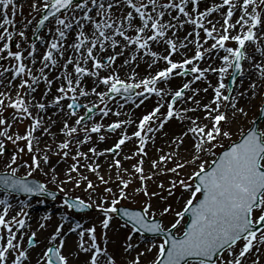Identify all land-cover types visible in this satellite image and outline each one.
<instances>
[{
  "label": "snow or ice",
  "instance_id": "6c2138e0",
  "mask_svg": "<svg viewBox=\"0 0 264 264\" xmlns=\"http://www.w3.org/2000/svg\"><path fill=\"white\" fill-rule=\"evenodd\" d=\"M189 2L194 6L192 11L196 12L195 17L187 10ZM238 4L241 15L235 23H232L231 19ZM121 5H126L130 10L121 17L114 19L112 10ZM224 5H227L228 9L224 14L223 24L218 29L216 27L218 22L214 23L208 20V17L212 13L219 11ZM31 7L34 11L44 12V15L39 20L40 26H43L50 17L54 18L55 33L58 34V38L53 35L49 50L43 56L44 65L40 69V77L33 75L32 69L23 62V52L11 50L10 42L13 40V32L9 31L7 26L14 25V20L10 16L14 17L16 15V0H0V18H2L0 29H3L0 32V42H3L2 47H0V53L7 52V56L16 61L12 69L14 78L22 74H27L31 78V83H29V80L24 79L19 87L23 89L27 86L34 91L33 84L39 83L41 78L46 83H51L48 77L44 75V68L54 67L57 64L54 52L60 57H64L66 49L62 42L67 40L68 30L73 29L75 24L76 38L70 47L78 56L67 57L63 65L66 73V87L62 85L59 88V92L62 95L58 96L55 102L58 104L66 97L71 99L72 103H69L67 107L73 110V115H76V109L80 107L86 108V114L79 116L76 120L77 126H80L86 118H89L88 114L92 113L93 109H98L104 116H107L112 109L108 107L105 98L112 100L115 99L116 95L122 93L131 96L134 89H140V91L134 93L137 97H143L146 93L149 95L155 94L161 99H164L165 96H170L166 113H161V109L165 105L157 103L153 109L139 119L137 130L132 134L139 141L136 151L138 156L141 154L147 155L145 147L150 137L145 135V132L152 133L157 128L163 129L168 121L179 117L180 112L176 110L178 101H184V103L192 101L194 103L195 107L182 109L184 113L195 112L202 107L205 113L203 119L209 121L208 124H204L200 122V117H187L190 125L182 135L188 137L189 133H191L193 136L190 157L185 158L183 162H176L172 168L163 169L165 172H172L179 176L178 170L201 161L203 153H210L216 157L210 165L206 161L199 163L187 179L170 180L167 188L168 196H171L177 187L183 188L188 193V198L182 210L175 212L177 219L171 224V227L165 228L162 221L155 219L156 212L153 210L151 200L152 197L161 196V194L149 192L146 182L151 180L156 173L152 172L149 175H145L144 160L141 158L137 164L133 165V169L136 174H139L138 178L141 181V187L137 188L136 191L140 192L142 189L144 196L148 198L142 210L131 211L128 208L120 209L117 207L121 200L129 198V193L126 189L132 183L131 179L120 177L118 196L113 193L112 187H106L104 192L109 195L103 196L96 203V208L104 216V219L100 222L102 228L108 229L113 218L112 214L121 212L131 222L132 231L137 233H163L165 238L162 242L158 245L153 243L151 248L148 249L149 251L153 248L157 249V255L152 264H192L193 260H198L199 264H218V260H213V258L222 257L224 252H228L231 257V259L226 261V264H245L247 255L253 249L258 250L257 246L264 245V129L254 124L250 129L242 130L239 139L233 141L221 154L217 155L213 149L217 146L221 137L231 139V132L226 130L222 123L227 122L228 118L225 113L221 112V107L230 106L236 112L247 115L244 108L237 107L238 101L234 97L225 94L227 88L223 79L228 74L229 69L234 68L236 72H242L241 61L250 58L246 54V42H257L259 39L258 29L264 25V0H242V2L240 0H236V2L234 0H222V4L214 3L204 11L198 10L199 0H179V3L176 0H166V2H162V0H43L42 8L38 7L35 2ZM93 10H95L94 16L92 15ZM177 10L186 20L181 21L179 16L171 15L173 11ZM78 11L82 12V16L79 18L76 15ZM165 16L169 18L166 20ZM95 17H100L101 19H96ZM137 19L138 23L136 22ZM173 21H176V23H173ZM85 22L92 25L93 30L90 33L85 31ZM28 23L31 24V21H28ZM185 23H191L202 29L207 38L214 41L210 49L207 50L208 53H211L212 50H223L226 53L221 57L222 65L219 68L201 69L197 64H194V60H202L206 55V52L201 50L203 44L200 42L199 32H196V37L193 41L197 46L193 57H185L182 61H175L172 58L173 55L179 53L180 48H186L187 45L184 43L178 45L174 39L168 36V33L172 31L173 36H175V30L182 28ZM205 23L211 25V27H206ZM237 25H239L238 33L231 35L230 30L236 29ZM129 33L132 34L130 35ZM17 34L19 37L25 38V31H19ZM117 37L122 38V40L117 39ZM229 40L234 41L237 46L235 48L226 46V42ZM161 41L166 43L168 46L166 52L170 51V54L161 55L153 50V44ZM118 45L122 49L135 46L134 54L130 58L133 62L143 53V55L151 57L149 68L160 60L165 61L167 66L142 78L138 82L136 81L137 73L135 71L129 77L132 83L121 79L117 72L101 77L100 70L111 68L115 63L116 57L122 53L114 52L113 55L105 58V62V59L94 55V51L104 52L109 46L115 50ZM16 47L19 48V45L17 44ZM31 49L32 51L28 53L29 56H33L35 52L34 44L31 45ZM257 50L259 51L260 49ZM3 58V56H0V59ZM89 61H91L90 67L88 66ZM32 63L35 64L34 59ZM129 63V60L124 61L125 65ZM68 65H73V72L67 71ZM189 65H192V67L188 68ZM255 67L259 70L261 77L264 78V65L257 64ZM7 70L5 69V71ZM209 70L218 72L220 79L217 86L214 87L212 101L201 105L199 101L195 100V96L199 94L200 89H192L191 84L204 78L205 72ZM187 72L198 73V75L195 76L193 81L184 82L174 92H168L164 88L157 86L160 83L169 82L173 76L183 75ZM2 74L0 73V75ZM85 76L97 77L99 83L107 86L105 92H96L95 88L91 90L92 94L99 98L100 104L104 105L103 108H99L97 104L89 106L77 103V95L81 97L89 95L88 91L81 88L82 78ZM251 88L255 90L256 84L253 83ZM188 90L193 91L192 96H187ZM204 91L206 92L207 89H204ZM69 93L72 95L69 96ZM2 96H4V93H0V97ZM186 96L187 99H185ZM8 99V105H5L4 99H0V110L5 107H12L21 116L32 117V112L24 96L19 92L15 100H12L11 97ZM225 102H228L227 105H225ZM141 103H143V100H141ZM36 107L43 110L45 105L39 103ZM260 111L264 112V108H261ZM114 114L119 116L121 113L116 111ZM161 116L163 117L162 119L160 118ZM127 123H131V121L113 122L107 126V131L115 132ZM5 124H7V127L4 130H0V137H4L13 143L21 140L26 141L27 151L33 153L31 162H24V166L29 169L28 176L41 169L42 164L47 165L49 163V156L46 153L41 155V150L35 143L36 137L34 133L42 124L39 117H33V123L24 135L19 133L9 135L11 124H8L2 118V111H0V125ZM103 127L100 123L94 124L91 128L84 125L85 137L80 143H86L91 139L89 133H100ZM62 131L69 139L57 146L59 149L57 154L66 158L69 155L67 150L70 149L72 144L71 138L78 132V127L69 126L65 122ZM131 138L124 132L112 148L105 149L99 155L113 153L118 156L119 152L117 150L121 149V146ZM99 139L103 141L105 136L100 135ZM178 143L183 145L184 140L181 139ZM4 150V143L0 141V156L4 154ZM24 151L25 148H19L18 153L10 158L11 162L7 165L10 172L0 174V188H3L6 192H38L51 195L52 193L48 192L45 184L17 177L18 168L12 165L17 163L19 153ZM47 151H51V149L49 148ZM89 152L93 156L97 155V150L94 147L90 148ZM81 157L85 160L89 159L87 153L77 151L76 155L72 157L76 163H73L65 173L66 179L60 181V191L65 190L62 187L63 184L71 182H74L76 187L86 182V190L95 191L96 185L83 173H79V178L72 176L73 172H79V159ZM126 158L131 159L132 157ZM169 160H175V157L172 154L161 155L159 160L152 161V168L157 169L161 164ZM84 167H87L91 172L98 173L100 166L88 163ZM110 167L120 169L122 167L121 161L114 159ZM52 171L55 173L54 168ZM56 179L57 176L53 175V182ZM98 179L101 183H108L103 175L98 174ZM158 187L161 189L165 188L162 182ZM168 196H161V198L166 200ZM91 199L90 195L89 202H85L81 197H76L73 200L65 199L63 203L68 208L88 209L93 206ZM0 206H2V210H0V264H8L9 256L13 252L16 255L12 258L11 264H25V261L29 259V252L22 247L14 229L19 230L25 227L26 220L21 217H26L27 213L21 210L17 215L9 218V211L12 205L7 199H0ZM171 211L172 207L168 205L163 208L160 215L164 216ZM186 213L190 216V222L185 220ZM182 221H184L185 227L182 230V234L177 235L173 230L177 229ZM63 226L61 224L56 228L55 234L51 236V241H56L57 237L61 236ZM40 227L43 228L44 225L41 224ZM80 228H82V225L77 223L75 228L70 230L76 231V229ZM96 232L94 225L79 231L78 247L86 253H91L90 264H100L101 256L107 257V264H116V261L108 255L106 249H102L97 244ZM86 233L88 240H85ZM35 238L36 232H32L27 243L29 245L33 244ZM127 239L131 241L132 236L129 235ZM63 247V240H60L56 246L48 247L44 253V264H68L67 257L62 253ZM133 248L134 245L131 243L126 246V250ZM132 264H140V255L134 258ZM253 264H259V261H255Z\"/></svg>",
  "mask_w": 264,
  "mask_h": 264
},
{
  "label": "rangeland",
  "instance_id": "374dc122",
  "mask_svg": "<svg viewBox=\"0 0 264 264\" xmlns=\"http://www.w3.org/2000/svg\"><path fill=\"white\" fill-rule=\"evenodd\" d=\"M37 3L38 7L42 8L43 0H32V1H26V0H16L17 3V11L16 15L14 17L10 16L11 19L14 20V25H9L7 26L9 31L13 32V40L10 42L11 50L13 51H21L23 52L24 55V63L32 69L33 75L40 77V69L43 67L44 62H43V56L46 54L48 51L47 48L40 49V47H35V52L33 56H29L28 53L32 51L31 49V40H32V35L33 31L36 27V24L38 23L40 19V14L41 11H34L31 7L33 3ZM162 2H166V0H162ZM242 2V0H240ZM179 3V0H178ZM222 4V0H221ZM189 5H191V2H189ZM188 6V5H187ZM191 7V6H189ZM187 7V8H189ZM128 9V8H127ZM222 9L227 12L228 6L224 5ZM240 10L239 4L237 5V10ZM128 9L127 11H129ZM113 18H118L121 17L123 14H121L119 11L115 12L113 11ZM77 17L79 18L82 16V12H77L76 13ZM92 15H95V10H93ZM96 19H101L100 17H95ZM28 21H31V24L28 23ZM223 24L224 21V15L220 17L219 22ZM235 21V18L232 17L231 22ZM137 23L139 22L138 19L136 21ZM0 23H2V18H0ZM189 24V23H187ZM221 24V25H222ZM75 27V32L73 30H68V34H72V40L73 42L75 41L76 38V25H73ZM55 22L54 20L51 21V23L47 26L45 33L42 35V38L47 37L46 42H51L53 35H56L58 38V34L55 33ZM192 31L187 30L185 33V36L183 39L185 40V37L189 38L190 35L189 33H194L193 39H191L189 44V48L186 51V56L185 57H193L195 55L196 51V44L193 43L196 37V32H199L200 34V42L203 44V48L201 49L202 51L206 52V55L204 59L195 61L194 64H202L205 63L211 56H214L213 53H222L224 52L223 50H212L211 53H208L207 50L210 49V46L212 43H214L213 40L208 39L205 32L193 25ZM264 28V25L260 26L258 31L260 29ZM51 30V31H50ZM3 29H0V32H2ZM19 31H25V38L19 37L17 34ZM92 30L88 31L90 33ZM239 31V27L236 29L230 30L231 35H236ZM234 32V34H232ZM177 34H175L176 36ZM259 35H262L259 37ZM264 33H258V41L257 42H246V54L249 59H245L242 63V72L239 76V79L236 81L235 84V89L231 93V95L228 93V89L226 90L225 94L229 95L231 97H234L236 101H238V94H237V88L240 85L239 83L241 82L242 76L246 72V65L249 63L251 59H256L257 55H255V50L259 49L260 47L264 48ZM169 37H174L172 34V31L168 33ZM41 38V39H42ZM205 41H207L205 43ZM2 43L0 42V47H2ZM14 46L12 47V45ZM63 43V42H62ZM19 45V48L16 47V45ZM208 44V45H207ZM226 46L233 47L235 48L237 45L234 41L229 40L226 42ZM66 49V53L64 54V57H60L57 53L54 52V56L57 59V64L52 67L49 66L47 68H44V75L48 77V80L51 82L46 83L43 78L40 79L39 83L33 84V89H29L27 86L25 88L21 89L19 85L21 84L22 80L27 79L29 80V83H31V78L27 74H22L19 77L14 78V72L12 71L13 66L16 64V61L10 57L7 56V52L0 53V56H3V59H0V73H3L0 75V93H4V96L0 97V99H4L5 105L9 104V97H11L12 100L16 99L17 93L19 92L22 96H24V99L28 96L33 95L32 102L34 104L29 106L30 111L32 112V117H25L21 116L19 113H17L16 109H13L12 107H5L2 110V118H4L8 124H11V128L9 130V135H14L16 133H19L20 135H24L26 131L29 129L31 124L33 123V117H39L42 121L41 128L37 129L36 132H39L37 138L42 142V145L38 147L41 150V155L47 154L49 156V163L47 165L42 164L41 169L36 170L35 172L32 173L31 177H34L44 183L47 182L48 188L59 191L62 194L69 195L71 197H81L82 199L85 200V202H89V196L91 195V202L93 204L92 206V213L83 215L82 217H74L75 220H77L76 223H73L72 221H63L65 220L63 218V215L66 214V210L60 205L59 203L57 206H59V211L55 213L54 215H51L50 212H53L56 210L58 207L54 209H43L41 211H38V213H35V208L39 206L40 203H30L26 204V200L23 198L21 199H15L12 196L9 195H1L0 199H7L8 202L12 205L10 211H9V218L12 216L17 215L21 210L24 212L28 213L26 218V225L23 229H14L17 233L18 239H20L21 245L24 249L28 250L29 256L32 257L31 261L26 262V264H44L45 257L44 253L46 252L47 248L50 246H56L58 245L60 240L66 241L67 238H64L63 236H66L70 232H73L70 237L72 238L70 247L68 251L62 252L68 259V264H90V255L91 253H86L83 250H81L78 247L79 244V237L78 233L79 231H82L84 229H87L91 226L96 227V235H97V244L102 247V249H106L107 253L109 256H111L115 261L116 264H132V261L137 255H140V264H150L154 259L155 256L157 255V249L153 248L151 251L148 249L151 248L152 244H159L161 241L160 240H155V241H149L146 242L142 239V237H139L138 235L134 234V231L132 229H129L131 231V236L132 240L129 241L127 237L130 235L129 231L127 229H123L124 224L121 223L115 215H112L113 218L111 220L110 227L106 230L102 228L101 221L104 219V216L101 211H99L96 208V203L99 202L103 196L109 195L104 192V189L106 187H112L113 193L118 196L119 193V187H120V177H123L124 179H131L132 183L129 185L128 189L126 191L129 193V198L125 200H121L119 205H123L128 208H140L142 209L145 201L148 199L147 197L144 196L143 190L141 189L140 192H137V188L141 187V181L139 180L138 176L139 174H136L133 169V165L137 164L138 160L141 158L144 160V174L149 175L152 172H155L156 175L153 176L151 180H148L147 186L149 192H157L160 193L161 196H168L167 193V188L169 186V182L172 179H187L191 173L197 168L198 164L201 162H207L209 165L212 160L215 158L214 155L210 153H203L202 154V160L197 161L196 164L194 165H188L184 169L178 170L180 175L177 176L175 173L172 172H165L163 169L165 168H172L176 162H183L185 158L190 157V151H191V145L193 142V136L191 133H189L188 137H184L182 134L187 130V128L190 125L189 120L187 119L188 116L192 117H200L201 118V123L208 124L209 121L206 119H203L205 113L202 109H198L195 112H187L184 113L182 110H180L179 106L183 103L184 108H192L195 107L194 103L192 101H189L188 103H184V101H178L176 104V110L180 112L179 117L174 118L170 121H168L163 129L167 130V140L170 142H177L174 145L171 144V147H168L170 145L167 142H162L161 139H155L152 140L153 138H150L148 140V143L146 144L145 151L147 155H136V151L139 146V141L136 137H132L130 139V144L131 146H128L127 143L121 146V149L117 150L119 152V155H114L113 153H105L104 155H96L95 157L92 155L93 158H89L87 163L81 164L79 163V172H73L72 176L79 178V173H83L85 176L90 179L94 185H96L95 191L91 190H86V182L81 183L79 187L75 186L74 182L71 183H66L63 184L62 187L65 189L64 191H60V181H63L66 179L65 173L67 170L70 168V166L73 163H76V161L73 160V153H76V150L78 145H75L71 147L69 150V155L68 157L64 158L62 155H58L57 152L59 151L58 145L54 144L52 139L48 137L47 135H44V130H45V125L44 123H47L46 128L48 130L56 131L54 137L59 138L62 137L59 134L58 129L60 126L64 123L65 118H62V116H59V123L58 122H53L50 121L49 118L43 117L46 112H51L54 109V106L57 105L55 100L47 101V102H42L44 97H52L56 96H61L62 94L59 92V88L63 85L66 87V80H65V69L63 68V65L66 62V59L68 56H78L77 53H74L71 47L64 46ZM132 47V49H131ZM166 43H164L161 46V52L159 54L163 53H168L166 52L167 49ZM131 52L129 55H125V52H123V49L119 45L115 48V50L112 49V47H107V50L105 51L107 54L102 55L100 51H94V55L98 56L101 59H105L109 55H113L114 52L122 53L121 55H118L115 60V66L119 65V69L116 72L119 74L120 78L125 80L128 83H132V81L129 79V75L133 71L137 73L136 76V81L138 82L142 78L155 73L156 71L163 69L167 66L166 62L164 61V64L153 65V67L149 68L148 65L151 62V57L150 56H145L143 53L140 54L137 58V62L134 63V66L131 69H128L127 71L124 70V67L121 68V65L118 63V61H121V63L124 60H129L131 56L134 54V48L135 46H130L128 47ZM41 50L37 56L36 52L38 50ZM191 50V51H189ZM170 54V52L168 53ZM254 56V57H253ZM122 58V59H121ZM173 58V57H172ZM33 59L35 60V64L32 63ZM174 59V58H173ZM184 59V58H183ZM175 60V59H174ZM38 61V62H37ZM178 61V60H175ZM106 62V59H105ZM37 63V64H36ZM145 63V64H144ZM124 64V62H123ZM211 65L213 66H218V68L222 65V61L220 63H213L211 62L208 67ZM264 65V64H262ZM35 66V68H33ZM89 67L91 66V61H89ZM144 66V68H143ZM192 67V65H189L188 68ZM5 69H8L5 71ZM231 70L229 69L228 74L224 76L223 82L226 85L227 88V82L228 79L231 75ZM68 72H73V65H68L67 68ZM113 71L111 68H104L100 70V76H107L111 74ZM198 75V73L193 74L191 72H187L183 75H178L174 76L175 79H172L168 82L167 89H165L168 92H174L175 90H178L179 87L183 85L184 82H191L195 79V76ZM213 75H218V79L215 81L216 85L219 82L220 76L219 73H214ZM90 79L91 76L87 77L86 79ZM88 83L86 84L90 96H84L87 98L86 101L84 100V97H81L77 95V103L80 105H89L91 106L92 104H97L99 105V108H103L104 105L100 104L99 98L96 95H93L91 90L92 87L95 88L96 90H99L100 92H105L107 90V86H105L102 83H99V80H96L94 82L93 80H89ZM92 81V83H91ZM197 80L194 83L191 84L192 89H199V84ZM94 83V84H93ZM53 84H55L53 86ZM256 89L251 91L249 90V94H246L242 96V99L247 103L244 107H241L240 104L237 107L239 108H244L245 112L247 115H242L239 112H236L235 109L231 108L230 106H222L221 107V112L225 113L227 115V122H222L223 126L226 130H229L231 132V139L228 138H223L221 137L217 143V146L213 149L215 153H217L219 150L225 148L228 144H230L232 141H235L241 134L242 130H247L251 123L256 119L258 109L260 106L261 99L264 95V78L259 77V82H256ZM159 87V84L157 85ZM81 88H84L83 84L81 85ZM140 91V89H136V92ZM190 95H193V91H189ZM199 94H202V98L200 100H203V104L206 102V99L208 100V103H210L214 97V88L211 90V93H207L204 91L199 92ZM196 95L195 98H197L200 95ZM72 94L69 93V96ZM170 96H165L164 99L167 100L166 103H164V107L161 109L162 113H166L167 109V103L170 102ZM160 97L156 96L155 94H145L143 97H136L133 100H120L119 98L109 100L108 98H105V102L108 104L109 108H114L117 105H119L124 112L132 114L130 118H132V121L134 122L135 128L134 132L137 130V125L139 122V119L142 118V113H147L151 109H153L157 103H160L158 101ZM155 99V100H154ZM157 99V100H156ZM187 99V97H185ZM141 100H143V103H141ZM43 103L45 105V108L43 110L39 109L36 107L37 104ZM69 103H72L71 99L65 98L61 100L58 105H61L63 108V111L66 112L67 118L66 122L68 125H73L78 127V133L79 134H74L79 135L75 140H83L85 137V132H84V125H86L88 128H91L94 124L100 123L104 127L102 128L100 133H89L91 136V139L88 140L85 144V146H89L90 148H103L109 149L112 148L116 142H118L119 138L121 135L126 132L128 133L129 128L127 124H124L121 129H117L115 132L112 133H107L106 129L107 126L110 125L113 122L116 121H122L120 116H112V112H109L107 116H104L102 112H100L98 109H96L95 115L89 119L88 123H83L80 126L76 125V120L79 118L81 115H85L86 108L80 107L76 111V115L72 114L73 110L68 109L67 105ZM228 102H225V105H227ZM178 107V108H177ZM215 107V105H213ZM163 110V111H162ZM145 111V112H143ZM230 111V112H229ZM55 114V113H54ZM114 114V112H113ZM161 119L163 118L162 116L160 117ZM45 120V122L43 121ZM7 127V124L5 125H0V130H4ZM155 127V125H154ZM259 127L261 129H264V121L259 123ZM157 130H160L157 128ZM35 132V133H36ZM145 135L148 136V134L145 132ZM100 135H104L105 139L101 141L99 139ZM69 139L66 135L64 138H62V141H65ZM177 139V140H176ZM183 139L184 144L180 145L178 143L179 140ZM0 141H3L4 143V148H8L9 152L4 153L2 156H0V172L3 171H8L10 172V169L7 168V165L11 162L10 158L13 155H16L18 153L19 148H25V151L23 153H19L18 158H17V163L15 165H12L13 167H17L18 171L16 175L18 176H28L27 173L29 169L24 166V162H31V156L33 153H29L26 149V141H17L16 143H13L10 140H7L4 137H0ZM127 142V141H126ZM51 149V151H47L48 149ZM102 149V152L104 151ZM167 154H172L175 157V160H169L166 163L161 164L157 169L152 168V161L154 160H159V157L161 155H167ZM88 156V157H89ZM132 157L131 159H127L126 157ZM99 157V158H98ZM114 159H119L121 161L122 167L120 169H116L115 167H110V165L113 164ZM85 160V159H84ZM98 164L99 170L98 173L91 172L87 167H84L85 164ZM55 169V173H53L52 169ZM127 169V171H125ZM47 173V174H45ZM98 174L103 175L105 180L108 181L107 184L101 183L100 180L98 179ZM53 175L57 176V179L55 182H53L52 177ZM163 183L165 188L161 189L158 187L160 183ZM193 182V181H190ZM161 196H156L152 197V204H153V210L156 212L155 218H159L165 228L171 227V224L175 222L177 219L175 212L182 210L186 199L188 198V193L180 187H177L171 196H168V198L162 199ZM38 202V201H36ZM26 204V205H25ZM171 205L172 211L168 214H165L164 216H161L160 213L162 212L163 208ZM0 210H2V206H0ZM33 210V211H32ZM37 212V211H36ZM40 217V218H37ZM47 217V219H45ZM41 219V220H39ZM33 220L32 223L30 221ZM30 223V224H28ZM79 223L82 225V228L76 229V231H71V228H75L76 224ZM43 224L44 227H40V225ZM63 224L61 236L57 237L56 241H51V236L55 234L56 228ZM183 224L184 221L181 222L180 225H178V228L176 230V233L179 234L183 230ZM101 228L102 230H99ZM32 232H36V245L28 249L27 248V240L29 236L31 235ZM6 236V232L4 233ZM22 238V239H21ZM85 240H88V235L87 233L85 234ZM128 240V241H127ZM65 243V242H64ZM128 243H131L134 245V248L131 250H126V246ZM242 243V242H241ZM105 244V245H104ZM87 246V245H86ZM257 249H253V252L251 254V259L247 260L249 255L245 258V264H253L255 261H259V264H264V245L261 247V245L257 246ZM71 254V255H70ZM16 255V253H11L9 256V261L8 264H11L12 258ZM86 257L85 261H80V257L82 256ZM100 264H107V257L101 256L100 257Z\"/></svg>",
  "mask_w": 264,
  "mask_h": 264
},
{
  "label": "bare ground",
  "instance_id": "6f19581e",
  "mask_svg": "<svg viewBox=\"0 0 264 264\" xmlns=\"http://www.w3.org/2000/svg\"><path fill=\"white\" fill-rule=\"evenodd\" d=\"M26 1L28 2V1H32V0H26ZM176 2L178 3V0H176ZM234 2H236V0H234ZM214 3L215 4H221V0H199V9L198 10L199 11H204V10H206V8L211 7ZM189 6H191V7H189ZM187 7H189V8H187V10L192 13L193 17H195L196 12L192 11V9L194 7L193 4L192 3H191V5L188 4ZM127 8L128 7L126 5H121V6L115 7L113 9V11H115V12L119 11L121 14H125L127 12V10H128ZM224 14H225V11L221 8L219 11L212 13L208 17V20H211L214 23L215 22H218V23H216V27L219 29L220 28V25L222 24L221 21L219 22V20H220V17L223 16ZM171 15L172 16H179L181 21L186 20V18L181 13H179L178 10L177 11H173L171 13ZM240 15H241V10L238 9L236 12H234L233 17L235 18V21L239 18ZM168 18H169L168 16H165V19L166 20ZM235 21H233L232 23H235ZM173 23H176V21H173ZM205 26L206 27H209V28L211 27V25H209L207 23H205ZM191 27H193V24H191V23H189V24L185 23L182 28H178V29L175 30V34H177V35L174 36V37H172V39H174L178 43V45L180 43H184V44L187 45L186 48H180L178 54H175V55L172 56L175 60L182 61L183 58H185V56H186V51L189 48V44L188 43H190L191 39H193L194 33H192L190 35V37L187 38V39H185V40L183 39V37L185 36V33H186L187 30L192 31V28ZM237 27H239V25H237ZM71 30H73L75 32V27L73 26V29H71ZM90 30H93L92 29V25L89 24L88 22H85V31L88 32ZM262 32L264 33V28H262V29H260L258 31V33H262ZM129 34L131 35L132 33H129ZM232 34H234V32ZM71 36H72V34H68L67 40L63 42L64 46L70 47V45L73 43V40H72V37ZM261 36L262 35H259V37H261ZM263 37H264V35H263ZM117 39L122 40V38H120V37H117ZM50 43H44V46L45 47H49ZM164 43H165L164 41H161L159 43L153 44V46H152L153 47V50H155L158 53H160L161 52V46ZM119 48H120V46H119ZM131 49H132V47H131ZM259 49H260L259 51L258 50L257 51L255 50V52H254L255 55H257L256 59H251L249 61V63L246 65V72L242 76L241 82L239 83L240 85L237 88V94H238V103H237V105L238 106H239V104H240L241 107H244L245 105H247V103L242 99V96L250 93L249 90L251 91V89H252L251 88V85L253 83L259 82L260 72L255 67V65H257V64H260V65L264 64V48L260 47ZM40 51L41 50L39 49L36 52V56H37V54ZM189 51H191V50H189ZM66 52L67 51H65V53ZM123 52H125V55H129L130 52H131V50L129 48H127V49H123ZM118 53H120V51ZM101 54L102 55H106L107 53L104 51V52H101ZM164 54H167V53H163V54L161 53V55H164ZM225 54H226L225 52H222V53H219V52L218 53H213L214 56H211L207 61H205V63L199 64L198 66L201 69H217L218 66H213V65H211L210 67H208V66L210 65L211 62H213L214 64L215 63H220V61H222L221 60V57L224 56ZM123 62L121 63V61H118V63L121 65V68L124 67V70L127 71L128 69H131L134 66V63L137 62V60L134 61V62L130 60V63L127 64V65L123 64ZM163 64H164V61L163 60H160V61L157 62V65H161L162 66ZM114 66H115V63L111 67V69L113 71L116 72L117 70H120L119 69V67H120L119 65H116L115 68H114ZM143 68H144V66H143ZM120 71H122V69ZM214 73H216V72L215 71H211V70L205 72L204 78H202V79H200V81H198V84H199V87L198 88L200 89L199 92L204 91V89H207L206 92L207 93L208 92L211 93V90L216 85V82L215 81L218 79V75H213ZM87 77H89V76L83 77L82 78V83H81V85L83 84V86H84L83 89H85L86 91L89 90L88 87H87V85H86L88 83V79H89V78L86 79ZM89 80H93L94 82H96V80H98V78L97 77H94V76H91V78ZM91 83H92V81H91ZM54 85L55 84H53V86ZM167 85H168V82L167 83H160L159 84V87L160 88L167 89ZM91 87L93 89V86H91ZM189 91H191V90H188L187 91V96L190 95V92ZM96 92H100V91L99 90H96ZM204 93H205V91H204ZM90 95L91 94H89L88 96H90ZM93 95H95V94H93ZM202 97L203 96L201 94L200 96H198L197 98H195V100L199 101L201 105L208 104V100L207 99H206V102L204 104L202 103L203 100H200ZM32 98H33V95L26 97L25 98L26 103L27 104H30V105L34 104V102H32L33 101ZM55 99H56V96L46 97V98L44 97V99L42 100V102H47V101H51V100H55ZM86 100H87V98L84 97V100L83 101H86ZM158 101L160 103H163L164 104V103H166L167 100L159 98ZM261 103H262V99H261L260 104ZM179 107H180L179 108L180 110L185 109L184 108L185 106H184L183 103ZM116 111H119L121 113L119 116L121 117L122 121H131V123H127V126L129 128V131H128L127 134L130 137H133L132 134L134 133L135 125H134V122L132 121V118H130L132 116V114L124 112L123 109L119 105H117L116 107L112 108V111H111L112 112V116H115L116 117V115L113 114V112L115 113ZM143 112H145V111H143ZM144 114H146V113H142V115H144ZM59 116H62V118H65L64 123L58 129L59 134L62 137H59V138L54 137L56 131H53L52 132V130H48L46 128L48 122L44 123L45 129H47V131L44 130V135H47L48 137H50L52 139L53 143L56 144V145H59L61 142H63L61 139L65 137V134L62 131V129H64V124H65L66 118L68 116H67L66 112L63 111V108L61 107V105H58V104L54 106V109L51 112H46L45 115L43 116V117H45V119L46 118H49L50 121L58 122V123H59V120H58L59 119ZM43 121L45 122L44 119H43ZM69 126H73V125H69ZM40 128L42 129V127H40ZM38 133L39 132L34 133V136L36 137L35 143L37 144L38 147H40L42 145V142L39 140V138H37V136L40 135ZM76 134H79V133L77 132ZM167 136L168 135H167V130L166 129L155 130L154 132L148 134V137L153 138L152 140L161 139V141L164 140L162 142L169 143L170 145L167 144L168 147H171V144L174 145L175 143H177L175 141H174L175 143L173 141L172 142L168 141L167 140ZM77 137H79V135H76V136L73 135V137L71 138L72 139V144L70 145V148L73 147V146H75V145H78L77 149L74 150V151H76V153H77V151H79V152H82V153H87L88 156L89 155H92L93 156V154L91 152H89L90 147L87 146V145L85 146V144H83V143H80L81 140H75ZM126 143H127L128 146H131L130 140H128ZM102 149L103 148H100V147L98 149L96 148L97 155H99V153L102 152ZM76 153H73V155H71V156H75ZM92 156H89V158H93ZM83 162L84 163H87V161L84 160L83 157H81L79 159V163L83 164ZM37 218H40V217H37ZM65 238H67V239H66V241L64 243V247L62 249V252L68 251V249L70 247V244H71V241H72V238L69 235H66ZM31 259H32V257L29 256V259L27 261H25V264H26V262L31 261ZM85 260H86V257L84 255L82 257H80V261H85Z\"/></svg>",
  "mask_w": 264,
  "mask_h": 264
}]
</instances>
